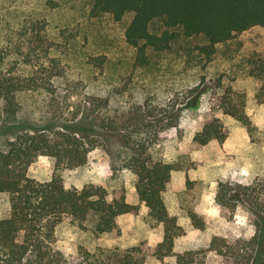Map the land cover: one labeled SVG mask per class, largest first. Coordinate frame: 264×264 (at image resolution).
<instances>
[{
  "label": "rangeland",
  "instance_id": "obj_1",
  "mask_svg": "<svg viewBox=\"0 0 264 264\" xmlns=\"http://www.w3.org/2000/svg\"><path fill=\"white\" fill-rule=\"evenodd\" d=\"M90 8V0H0V48H8L9 59L49 48L67 77L56 81L53 97L25 95L20 120L34 128L70 125L80 137L99 141L85 166L61 173L64 186L80 189L93 183L110 193L121 188L126 201L139 207L137 214L120 215L113 231L98 236L66 219L56 229L57 249L73 258L79 248L124 250L142 245L143 264H162L152 251L162 241L163 228L150 225L148 210L136 193V178L123 166L128 147L120 135L105 134L95 126L98 118H115L139 105L152 113L149 119L160 121L156 132L164 137L149 148L152 159L181 167L172 171L164 192L169 213L177 216L184 231L174 242V252L206 250L214 236L228 241L254 236V217L239 196L230 198L237 205L232 211L219 206L216 194L219 182L236 187L264 181V31L255 27L211 52L204 49L208 42L203 37L181 36L164 52L149 48L148 62L141 66L124 38L132 15L115 22L110 15L91 18ZM150 30L161 33L163 27L156 21ZM227 89L244 95L249 128L218 108ZM91 97L104 98L105 106L93 105ZM212 118L222 121L227 139L197 147L194 135ZM4 131L0 129V142L8 133ZM53 172V159L40 156L27 174L44 182ZM188 211L203 219V230L192 226ZM9 213V197L0 193V218ZM261 258L264 264V251ZM203 259L205 264H230L215 251H206Z\"/></svg>",
  "mask_w": 264,
  "mask_h": 264
},
{
  "label": "trees",
  "instance_id": "obj_2",
  "mask_svg": "<svg viewBox=\"0 0 264 264\" xmlns=\"http://www.w3.org/2000/svg\"><path fill=\"white\" fill-rule=\"evenodd\" d=\"M90 1L91 18L110 15L120 22L126 15H132L124 38L136 50L135 64L141 66L148 62L149 48L164 52L181 36L203 37L208 42L204 49L211 52L214 46L255 27L264 31V0ZM156 21L163 27L161 33L150 30ZM59 80H67L66 72L50 56L49 48L32 50L15 61L9 59L8 48H0V129L8 132L0 142V193L7 194L10 202L9 216L0 218V264H143L146 254L142 245L124 250L79 248L73 258L56 247V229L66 219L98 236L113 231L120 215L137 214L139 209L126 201L121 188L110 193L93 183L80 189L64 186L61 173L85 166L88 154L99 146L97 139L80 137L70 125L34 128L29 121L20 120L23 97L36 93L53 97ZM91 102L98 108L106 104L101 97H91ZM245 106L244 95L230 89L219 98L218 108L223 114L249 128ZM149 116L152 113L139 105L115 118H98L95 126L105 134L120 135L128 147L123 166L136 178V193L148 210L150 225L163 228L162 241L152 251L153 257L162 264H205V252L215 251L230 264H263L264 181L236 187L219 182L217 187L216 200L222 209H236V203L230 200L234 195L248 207L257 229L254 236L233 241L214 236L206 250L174 252V242L184 231L177 216L169 213L164 192L172 171L181 167L152 159L149 148L164 137L156 132L160 121ZM138 135L141 137L137 138ZM227 137L222 121L212 118L194 135L193 143L203 147L213 140L222 143ZM40 156L50 157L54 162L53 175L44 182L27 174L29 166ZM188 218L192 226L204 229L205 223L197 213L188 211ZM168 257H174V263H166Z\"/></svg>",
  "mask_w": 264,
  "mask_h": 264
},
{
  "label": "crops",
  "instance_id": "obj_3",
  "mask_svg": "<svg viewBox=\"0 0 264 264\" xmlns=\"http://www.w3.org/2000/svg\"><path fill=\"white\" fill-rule=\"evenodd\" d=\"M175 253H179V252L175 251Z\"/></svg>",
  "mask_w": 264,
  "mask_h": 264
}]
</instances>
